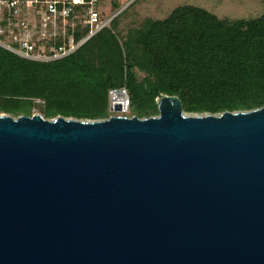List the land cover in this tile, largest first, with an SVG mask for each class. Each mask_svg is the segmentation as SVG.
Returning a JSON list of instances; mask_svg holds the SVG:
<instances>
[{"label": "water", "instance_id": "water-1", "mask_svg": "<svg viewBox=\"0 0 264 264\" xmlns=\"http://www.w3.org/2000/svg\"><path fill=\"white\" fill-rule=\"evenodd\" d=\"M156 105L0 115V264H264V106Z\"/></svg>", "mask_w": 264, "mask_h": 264}, {"label": "trees", "instance_id": "trees-1", "mask_svg": "<svg viewBox=\"0 0 264 264\" xmlns=\"http://www.w3.org/2000/svg\"><path fill=\"white\" fill-rule=\"evenodd\" d=\"M97 1L105 21L103 0ZM137 1L62 59L30 61L0 47V115L32 116L36 108L49 120H105L109 91L123 87L130 116L139 119L158 115L156 99L162 95L178 97L188 115L264 106V14L220 18L182 5L165 19L122 27L123 15ZM121 8L112 0L111 16ZM88 32L82 26L75 40Z\"/></svg>", "mask_w": 264, "mask_h": 264}, {"label": "built area", "instance_id": "built-area-1", "mask_svg": "<svg viewBox=\"0 0 264 264\" xmlns=\"http://www.w3.org/2000/svg\"><path fill=\"white\" fill-rule=\"evenodd\" d=\"M108 23L100 20L97 0H0V47L30 61H55L74 53ZM84 25L89 32L77 42L75 32ZM108 98V112L127 117L126 88L111 89Z\"/></svg>", "mask_w": 264, "mask_h": 264}, {"label": "rangeland", "instance_id": "rangeland-1", "mask_svg": "<svg viewBox=\"0 0 264 264\" xmlns=\"http://www.w3.org/2000/svg\"><path fill=\"white\" fill-rule=\"evenodd\" d=\"M133 1L119 0L122 6L121 9L126 8ZM182 5L201 7L220 18L254 19L264 14V0H138L123 15L121 26H129L131 23H138L145 18L154 20L165 19L173 9ZM100 9L107 21L115 15L111 16L112 0H103ZM37 103L40 102L38 101ZM32 113L39 114V111L35 108ZM125 115L129 118L131 117L129 112ZM112 116L120 115L109 113V117Z\"/></svg>", "mask_w": 264, "mask_h": 264}]
</instances>
